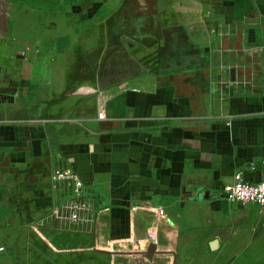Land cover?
<instances>
[{
  "label": "crops",
  "instance_id": "obj_1",
  "mask_svg": "<svg viewBox=\"0 0 264 264\" xmlns=\"http://www.w3.org/2000/svg\"><path fill=\"white\" fill-rule=\"evenodd\" d=\"M33 1L0 0V238L13 262L241 253L264 207L223 189L238 172L264 181V0ZM88 25L90 43L77 36ZM85 44L109 64L86 85L52 66L73 46L82 61ZM55 169L78 175L80 195L52 186ZM73 198L90 203L87 221L41 224Z\"/></svg>",
  "mask_w": 264,
  "mask_h": 264
},
{
  "label": "rangeland",
  "instance_id": "obj_2",
  "mask_svg": "<svg viewBox=\"0 0 264 264\" xmlns=\"http://www.w3.org/2000/svg\"><path fill=\"white\" fill-rule=\"evenodd\" d=\"M26 5L30 4H35L33 0H30L28 3L27 0ZM33 1V2H31ZM53 5V3H52ZM50 7V5H48ZM54 15V14H53ZM27 15H25L26 17ZM53 21H55V16L50 17ZM75 36V35H74ZM77 36L82 37L85 42H91V37H92V30L90 25L84 27L80 33L77 34ZM93 47L90 45H84L81 52L83 53L82 61L80 62H75V54L77 49L79 50L80 48L77 46H73L69 52H67L66 56V61H64V58H62L63 61H56L55 63L52 64V66H61L63 69L66 68L68 72H74L76 69L80 70L83 73V81L85 82V85L94 81V79H91V74L93 70L96 69H107L108 68V63L106 61H99V62H94L93 58L91 56V49ZM54 53V51H52ZM80 54V51H78ZM64 57V56H62ZM110 79L109 78H101L100 82L101 83H106ZM80 80L78 79V82ZM68 86H72L75 84V78L71 77L69 75L68 77ZM261 227V226H260ZM257 227L255 230H249L245 232L247 235V238L245 237L244 240V248L241 251V253H238V255H233L228 253L226 256V259H221V258H216L215 255H212L211 261L205 263V264H264V226ZM9 239H1L0 238V247L2 248L0 250V264H15L14 257H11L12 254L8 253V245H9ZM256 245V246H255ZM27 256V255H26ZM30 256V255H29ZM34 258V257H33ZM32 256L29 257L27 256V260L22 261L20 264H29L28 261H33ZM38 259H34V261H37ZM58 264H106V260L104 257L100 255H95L90 252H84V253H79V254H65L63 256H60L56 258L55 260ZM38 262L34 263L37 264ZM44 264V263H43ZM46 264V263H45ZM184 264H193V263H184ZM194 264H204L203 261H195Z\"/></svg>",
  "mask_w": 264,
  "mask_h": 264
},
{
  "label": "built area",
  "instance_id": "obj_3",
  "mask_svg": "<svg viewBox=\"0 0 264 264\" xmlns=\"http://www.w3.org/2000/svg\"><path fill=\"white\" fill-rule=\"evenodd\" d=\"M58 180H65L72 188L73 193L80 195L83 183L77 174L68 169H55L51 173L52 186H56ZM224 196L229 202L252 204L264 207V181H245L240 172L236 173L231 183L224 186ZM91 210L90 203L82 198H73L60 205H53L47 215L40 221L46 225L53 221L54 224L73 225L87 221V213ZM160 213H163L160 211ZM39 222V223H40ZM2 248L0 247V250Z\"/></svg>",
  "mask_w": 264,
  "mask_h": 264
},
{
  "label": "water",
  "instance_id": "obj_4",
  "mask_svg": "<svg viewBox=\"0 0 264 264\" xmlns=\"http://www.w3.org/2000/svg\"><path fill=\"white\" fill-rule=\"evenodd\" d=\"M230 73H231V78L233 79V78H234V77H233V76H234V69H233V68L230 69ZM204 194H205V196H206L207 194H208L207 196L212 195V193H209L208 191H205ZM154 248H155V246H154L153 244H150L149 247H148V250H149V251H153Z\"/></svg>",
  "mask_w": 264,
  "mask_h": 264
},
{
  "label": "trees",
  "instance_id": "obj_5",
  "mask_svg": "<svg viewBox=\"0 0 264 264\" xmlns=\"http://www.w3.org/2000/svg\"><path fill=\"white\" fill-rule=\"evenodd\" d=\"M65 1L69 2L70 0H65ZM63 42L65 43L64 45H66V44H67V38H64V39H63ZM63 48H64V46L61 45V46L58 47V50H61V49H63Z\"/></svg>",
  "mask_w": 264,
  "mask_h": 264
}]
</instances>
